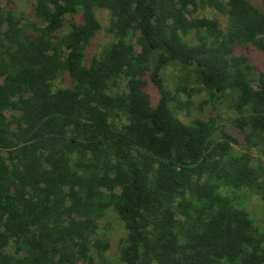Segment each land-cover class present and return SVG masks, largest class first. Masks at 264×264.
Listing matches in <instances>:
<instances>
[{
	"label": "trees",
	"instance_id": "16d2710c",
	"mask_svg": "<svg viewBox=\"0 0 264 264\" xmlns=\"http://www.w3.org/2000/svg\"><path fill=\"white\" fill-rule=\"evenodd\" d=\"M98 11L109 40L88 61ZM33 12L35 23L0 0V264H115L100 236L110 214L127 231L122 264H264V228L222 192L246 187L264 201V160L209 139L211 120L179 117L190 85L214 103L234 91L232 121L264 158V69L253 56L264 52V10L34 0Z\"/></svg>",
	"mask_w": 264,
	"mask_h": 264
},
{
	"label": "rangeland",
	"instance_id": "374dc122",
	"mask_svg": "<svg viewBox=\"0 0 264 264\" xmlns=\"http://www.w3.org/2000/svg\"><path fill=\"white\" fill-rule=\"evenodd\" d=\"M255 5L264 10L262 0H250ZM3 6L7 9L14 10L15 13L23 19L35 23L37 20L33 12L34 0H2ZM201 15H206L211 18L219 19L222 27L227 25V16L222 15L211 8H202L199 10ZM99 18L102 22L103 29L97 34L87 50L86 59L90 61L91 57L101 50L102 44L109 40V35L105 31L108 25V15L104 11H98ZM78 20L81 15L76 16ZM70 26L66 25L64 32L69 30ZM256 63L264 69V52L256 51L253 54ZM176 73L174 67H169L165 72V79L168 82L170 89L174 90L173 76ZM172 76V77H171ZM63 85V83H61ZM192 89L191 101L183 112L179 113V117L183 122L189 124L192 120L201 119L203 121H212L213 124L209 129V139L225 138L234 144V147L240 151L254 157L255 162L264 160L261 157L260 147L253 143L247 142L248 130L234 125L232 118L236 115L233 108V101L237 97V93L232 91L222 97L220 101L214 103L210 99L209 94L201 84L190 85ZM149 91L153 97L157 96V90L150 85ZM222 192L226 195L235 196L238 202L246 207L257 226L264 228V201L249 188L238 186L223 187ZM100 236L104 237L109 243L110 248L107 251V257L115 264H122L120 261V247L122 241L127 236L126 228L123 222L115 215L110 214L108 217L100 221Z\"/></svg>",
	"mask_w": 264,
	"mask_h": 264
}]
</instances>
